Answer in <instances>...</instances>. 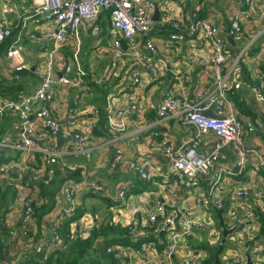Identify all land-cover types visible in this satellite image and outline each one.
<instances>
[{
  "label": "built area",
  "instance_id": "built-area-1",
  "mask_svg": "<svg viewBox=\"0 0 264 264\" xmlns=\"http://www.w3.org/2000/svg\"><path fill=\"white\" fill-rule=\"evenodd\" d=\"M211 1L213 0H198L187 19L171 21L172 29L162 46L164 55L153 60L161 49L149 37L153 29V13L156 9L153 0H33V22L52 25V29L43 32V36L53 42V48L44 56L40 83L36 89L22 92L15 98L0 100V117L6 111H11L20 118L15 125L16 133L13 141L8 137L0 138V152L7 147H17L28 153L30 162L36 159L37 153H40L44 164L42 167L32 168L34 175L31 180L23 179L16 185L15 199L18 205L16 209L19 212L20 223L19 220L6 219L7 229L2 234L6 247L5 253L0 255V264H11L12 258L23 261L31 256L41 262H47L52 253L63 249L66 245L63 228L67 218L73 216L80 207L81 196L88 193H103L105 190L103 183L89 179L84 166L75 162L67 167L62 161L63 153L69 151L77 154L87 150L93 121L85 119L76 123L78 116L71 114L69 118L74 124L64 129L59 119L53 116L54 109L51 105L55 100L58 86L75 88V99L81 100V95L86 89L85 79L88 72L79 62L77 55L72 62H64L62 72H58L61 60L59 49L67 37L78 39L81 26L90 27L92 34L97 35L101 30L99 17L104 12L109 13L112 30L119 32L126 39L129 47L136 46L140 38L145 37L149 55L144 56L134 51L132 56L144 72H151L155 77L166 76L169 61L183 42L196 40L201 35L202 43L210 46V55L199 60L200 64L211 66L212 78L206 87L199 89L194 96H189L184 92V86L189 83L190 76L183 73L178 78L182 87L180 91L166 88L158 105L157 113L160 118L166 120L174 118L181 124L192 126L197 130V133L183 145L176 146L173 142L165 141L160 147L157 146V149H162L170 160L169 171L164 174L152 158L128 159L118 147L114 150L112 165L114 167L127 165L142 181H150L161 175H164V178L175 176L180 185L197 189L196 201L202 215L191 216L189 212L183 210L181 214L188 218L178 219V227L171 231L167 227L171 216L167 206L177 207L178 202L175 198H171L170 205H167L160 196L156 195L152 207L144 213L139 206L131 205L130 210L135 216L129 227L134 238L147 236L146 224H154L152 236H159L163 224L168 229L158 264H173L179 244L187 243L189 238L200 230L208 232L209 241L214 243L220 241L222 231L218 227L216 211L225 208V201L216 186L206 189L201 186V180L214 170L222 151L227 147H232L237 153L239 168H244L251 158L256 169L264 171V148L246 144V140L256 134L258 124L249 118H242L235 102V98L249 84L253 98L264 105V62H261L253 78L251 76L247 78L244 68L256 36L264 34V26L258 30H250L249 34L247 31L248 23L255 22L252 16L254 12H259V18L264 19V0H241L238 4L232 2L229 5L230 20L226 28H223L212 15L201 16V12ZM10 3L11 0H0V45L12 35L14 30V24L7 18L8 13L12 11ZM28 12L25 8L24 13ZM230 38L235 41V46L228 43ZM113 51L111 70L105 76V81L118 73L127 54L122 49L120 39L113 40ZM8 56L17 60V70L26 67L20 48L9 50ZM142 72L133 73V81L121 93L120 101L107 95L103 110L99 107L93 108L92 114L95 118L98 119L103 114L107 126L119 137L127 134V119L140 109L138 90L143 84ZM252 82L254 84H250ZM207 110H212L215 115L202 114ZM209 131H213L218 140L209 151H203L200 147L201 135ZM60 135L65 138L61 146L58 145ZM67 169L80 171V179L64 184L65 202L50 229L41 226L34 231L31 227L35 215L32 184L38 180L50 184L57 171L65 172ZM220 177L219 175L218 178ZM131 186L126 184L120 186L118 197L122 202L127 198V191ZM235 194L238 198L245 197L249 194V189L247 186L237 188ZM256 194L259 199L264 200L263 190ZM139 213H143L142 217H137ZM256 220L255 212L247 209L243 211L242 216L234 217L226 224L227 230L230 231L229 235L236 244L234 253L228 258L229 264L264 263V244L253 233V223ZM118 222L119 220L116 223ZM90 231V228L78 219L71 223L68 237L87 238ZM32 232L42 236L50 232L54 243L50 245L37 243L34 248L27 249L22 240L32 237L30 235ZM143 246H149V243H143ZM248 247L249 250L245 252ZM121 248L122 246L113 248L118 259L116 264H123ZM207 256L205 249L192 251L184 260V264H204L203 261Z\"/></svg>",
  "mask_w": 264,
  "mask_h": 264
},
{
  "label": "crops",
  "instance_id": "crops-1",
  "mask_svg": "<svg viewBox=\"0 0 264 264\" xmlns=\"http://www.w3.org/2000/svg\"><path fill=\"white\" fill-rule=\"evenodd\" d=\"M159 5V20L153 18V29L149 34L156 45L161 49L153 60L162 57L164 42L168 39L172 29L171 21L177 19H187L191 14L194 5L198 0H153ZM232 2L237 4L241 0H213L209 2L201 12V16L212 15L216 21L226 28L229 24L230 13L229 5ZM33 0H11L12 11L7 18L14 24V42L8 51L0 50V77L11 81H17L24 87L23 93L31 92L40 83V74L43 70V59L49 49L53 48V42L43 36V32L52 29L51 24H36L33 22L32 14ZM28 13H24V9ZM155 12L153 13L154 16ZM252 16L255 22L247 25L248 34L250 30H258L264 25V19L259 18V12H254ZM101 30L97 35H93L90 27L81 26L78 39L67 37L65 43L59 49L61 58L58 72H62V66L67 62H72L75 55L81 65L88 72L85 79L86 89L81 95V100L75 99V88L58 86L56 88L55 100L51 103L54 111L53 116L59 119L64 129L74 124L69 116L75 114L82 120L91 119L93 130L89 138L88 148L83 153H63L62 161L67 167L73 163L84 166L88 172L89 179L99 181L105 185L103 193L83 194L81 196V210L84 214L79 218L87 228L92 230L95 226L105 222L123 227L129 226L135 216L131 210V205L139 206L141 212H145L153 205L154 196L158 195L162 200L170 205L169 200L175 198L178 202L177 207L167 206L170 218L167 227L170 231L178 227V219L183 217V210L194 216L200 217L201 208L196 201L197 189H189L180 185L175 176L164 178V175L156 176L150 181L138 179L127 165L114 167L112 159L115 148H121L128 159L142 160L152 158L162 172L169 171L170 160L162 149H157L165 141L173 142L176 146L185 144L197 130L192 126H186L174 118L162 119L157 113L161 96L166 88H173L176 92L182 88L179 84V76L183 73L190 76L189 83L184 86V92L189 96L201 88L206 87L212 78L211 66L199 63L201 58L210 55V46L204 44L200 35L196 40H187L180 45V49L173 53L172 60L166 68V76L155 77L151 72H144L135 60L132 53L137 51L144 56L149 55L145 45V37H141L137 45L129 47L125 38L119 32L112 30L109 22V13L104 12L99 17ZM12 37V36H10ZM256 41L247 56L244 64L247 78H253L255 71L264 62V34L256 36ZM120 39L122 49L127 53L123 60L122 67L118 73L110 80L105 81V76L111 70L113 60V40ZM230 44V42L228 41ZM125 44V47H124ZM232 45V44H230ZM233 46V45H232ZM238 47L240 45H237ZM20 48L26 67L32 68L34 74H23L16 69L17 60L10 58L8 52L14 48ZM126 48V49H125ZM143 71V84L138 90L140 99V109L127 119V134L118 136L112 132L106 124L100 123L92 114L93 108L104 109V102L107 95H111L120 101L121 93L131 85L133 73ZM101 85L107 90L95 91L90 84ZM106 84V86H105ZM254 84V82L250 83ZM249 85V84H248ZM245 86L235 98L238 113L242 118H249L258 124L256 134L246 140L247 145H256L264 148V105L255 100L249 86ZM100 98V99H97ZM10 99V97L2 98ZM104 117V115H103ZM20 121L18 115L11 111H6L0 117V138L8 137L11 141L15 137V125ZM120 139H119V138ZM117 139V140H116ZM218 137L213 131L201 135V150L209 151ZM237 153L232 147H227L222 151L214 170L201 180V186L208 189L216 186L225 201L224 219L225 225L234 217L242 216L244 210L252 209L257 215V220L253 223V233L257 239L264 244V200L259 199L256 192L264 191V171L257 170L251 158H249L244 168L237 166ZM28 163L30 165L28 166ZM32 163V164H31ZM44 160L42 154L37 153L36 159L30 162L28 153L17 147H7L0 152V224L3 232L6 231V219L19 220V212L16 209L15 188L19 181L33 178L32 168L42 167ZM44 169V167H43ZM80 172V171H79ZM46 172L43 174V176ZM77 171L67 169L65 172L57 171L54 180L50 184H45L42 180L34 182L31 186L32 201L35 206V215L31 227L38 230L41 226L50 229L53 222L58 218L65 202L63 192L64 184L71 180L80 179ZM221 176L220 179L218 176ZM133 185L128 188L127 198L124 202L118 197L120 186ZM247 186L249 194L238 198L235 189ZM101 195L102 197H98ZM103 213H107L103 214ZM143 213L137 214L142 217ZM119 220L118 223H116ZM149 224H146L145 230ZM219 227V226H218ZM169 231V232H170ZM32 237L24 238L23 244L27 249H32L37 243L53 244L51 233L39 235L37 232L30 234ZM210 237V236H209ZM160 241H162L160 243ZM66 243V242H65ZM149 246L141 245L140 248L122 246L123 264H158L160 253L164 246L163 240L148 242ZM208 244L213 248L223 247L218 252L220 264H229V256L234 253L236 244L229 235L224 238L223 234L220 241L211 242L208 239V232L200 230L195 236L189 238L187 243L179 244L174 255L173 264H184V260L190 256L192 251L204 249L202 245ZM66 245L63 247L64 250ZM249 247L245 249V252ZM207 252V250H206ZM264 256V251H263ZM50 260V259H49ZM41 262L35 257L26 260L12 258L11 264H52ZM108 264V261H107ZM264 264V263H263Z\"/></svg>",
  "mask_w": 264,
  "mask_h": 264
},
{
  "label": "trees",
  "instance_id": "trees-1",
  "mask_svg": "<svg viewBox=\"0 0 264 264\" xmlns=\"http://www.w3.org/2000/svg\"><path fill=\"white\" fill-rule=\"evenodd\" d=\"M15 30H13L14 33ZM12 37L7 38L1 45L0 50L8 51V48L14 42V34ZM23 74L32 75L34 72L32 68L18 70ZM92 86V87H91ZM106 86V84H105ZM24 86L17 82L11 81L0 77V97L5 98H15L18 94L24 91ZM90 87L95 91L107 92L105 88L101 85L92 83ZM100 99V98H97ZM100 123L104 124L105 120L103 114L100 117ZM80 175V172L77 171ZM92 195L94 193H88ZM98 197H102L98 195ZM79 207L73 216L67 218L64 225V236L66 247L64 250L58 249L50 255L49 263L55 261L56 264H116L118 259L115 256L114 247L126 246L140 248L143 243L146 242H157L158 240H164L166 233L168 232L167 227L162 226V230L159 236H152V230L154 224H149L146 228L147 236L134 238L131 234V228L129 226L123 227L121 225H115L112 223H101L95 226L87 238L77 237L75 239H70L68 237L70 231V225L72 222L78 220L85 212ZM3 227L0 224V255L5 253V242L3 240ZM162 241H160L161 243ZM159 247L164 246V244H158ZM202 247L207 250L208 256L203 261L204 264H220L218 258V252L223 247L213 248L208 244L202 245Z\"/></svg>",
  "mask_w": 264,
  "mask_h": 264
},
{
  "label": "water",
  "instance_id": "water-1",
  "mask_svg": "<svg viewBox=\"0 0 264 264\" xmlns=\"http://www.w3.org/2000/svg\"><path fill=\"white\" fill-rule=\"evenodd\" d=\"M155 6H156V9H155V14H154L153 18L155 20H159L160 8H159L158 4H155ZM229 42H230V44L235 46V41L232 38L229 39ZM124 47H125V44H124ZM202 114L208 115V116H214L215 115L212 110L204 111V112H202ZM263 127H264V125H263ZM64 141H65V138L62 135H60L58 137V145L61 146L64 143ZM216 212H217V219H218V222H219V228L222 231V234H223L224 238H227L229 236V234H230V231L227 230V228H226L225 219H224V216H223L224 212H225V208L219 209Z\"/></svg>",
  "mask_w": 264,
  "mask_h": 264
},
{
  "label": "rangeland",
  "instance_id": "rangeland-1",
  "mask_svg": "<svg viewBox=\"0 0 264 264\" xmlns=\"http://www.w3.org/2000/svg\"><path fill=\"white\" fill-rule=\"evenodd\" d=\"M103 214H106V216H107V213H103ZM52 264H56V263L54 262V263H52Z\"/></svg>",
  "mask_w": 264,
  "mask_h": 264
}]
</instances>
